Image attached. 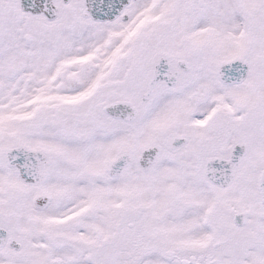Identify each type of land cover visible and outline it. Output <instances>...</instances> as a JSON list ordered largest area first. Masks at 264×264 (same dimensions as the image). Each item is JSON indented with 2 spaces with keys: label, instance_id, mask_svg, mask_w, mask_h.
<instances>
[{
  "label": "snow or ice",
  "instance_id": "6c2138e0",
  "mask_svg": "<svg viewBox=\"0 0 264 264\" xmlns=\"http://www.w3.org/2000/svg\"><path fill=\"white\" fill-rule=\"evenodd\" d=\"M0 264H264V0H0Z\"/></svg>",
  "mask_w": 264,
  "mask_h": 264
},
{
  "label": "water",
  "instance_id": "95a60500",
  "mask_svg": "<svg viewBox=\"0 0 264 264\" xmlns=\"http://www.w3.org/2000/svg\"><path fill=\"white\" fill-rule=\"evenodd\" d=\"M164 62L162 61V64H163Z\"/></svg>",
  "mask_w": 264,
  "mask_h": 264
}]
</instances>
